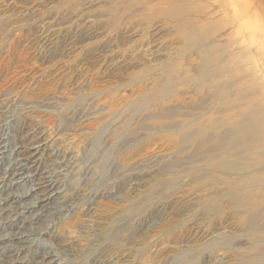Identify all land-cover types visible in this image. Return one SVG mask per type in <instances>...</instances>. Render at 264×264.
Wrapping results in <instances>:
<instances>
[{"label": "rangeland", "instance_id": "rangeland-1", "mask_svg": "<svg viewBox=\"0 0 264 264\" xmlns=\"http://www.w3.org/2000/svg\"><path fill=\"white\" fill-rule=\"evenodd\" d=\"M0 264H264V0H0Z\"/></svg>", "mask_w": 264, "mask_h": 264}, {"label": "bare ground", "instance_id": "bare-ground-1", "mask_svg": "<svg viewBox=\"0 0 264 264\" xmlns=\"http://www.w3.org/2000/svg\"><path fill=\"white\" fill-rule=\"evenodd\" d=\"M2 108V107H1ZM79 110V109H78ZM88 111V110H87ZM90 114V113H88ZM88 114L85 115H79L76 113H73V117L76 118V120H80L84 117H86ZM70 120V119H69ZM74 120V119H73ZM42 144H37L34 145L32 147L29 148L28 151H22L20 158L18 159V166H17V175L19 176H23L26 172V169L29 167L30 164H34L37 161V155L40 152L41 148H42ZM43 150V149H42ZM75 161V160H74ZM16 177V176H15ZM24 177V176H23ZM132 179V178H131ZM42 187V192H41V196L43 197V199L41 201H43V204L41 205L42 209L46 207L47 203H45L46 201V194L47 193H43L45 191V189L47 187L52 186V184L49 182V180L46 181H42L39 184ZM43 185V186H42ZM39 190L41 191L40 187ZM124 226V225H123ZM104 248V247H103Z\"/></svg>", "mask_w": 264, "mask_h": 264}]
</instances>
